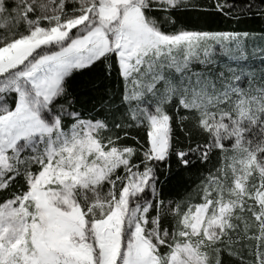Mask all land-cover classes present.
Masks as SVG:
<instances>
[{
  "label": "snow or ice",
  "instance_id": "1",
  "mask_svg": "<svg viewBox=\"0 0 264 264\" xmlns=\"http://www.w3.org/2000/svg\"><path fill=\"white\" fill-rule=\"evenodd\" d=\"M0 264H264V0H0Z\"/></svg>",
  "mask_w": 264,
  "mask_h": 264
},
{
  "label": "trees",
  "instance_id": "2",
  "mask_svg": "<svg viewBox=\"0 0 264 264\" xmlns=\"http://www.w3.org/2000/svg\"><path fill=\"white\" fill-rule=\"evenodd\" d=\"M250 27L254 28V29H258L259 28V25H251Z\"/></svg>",
  "mask_w": 264,
  "mask_h": 264
}]
</instances>
